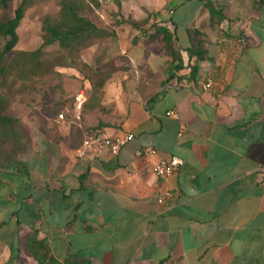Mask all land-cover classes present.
I'll list each match as a JSON object with an SVG mask.
<instances>
[{
	"label": "crops",
	"instance_id": "1",
	"mask_svg": "<svg viewBox=\"0 0 264 264\" xmlns=\"http://www.w3.org/2000/svg\"><path fill=\"white\" fill-rule=\"evenodd\" d=\"M148 3L147 34L172 33L178 60L149 35L124 44L79 123L69 78L66 95L13 102L29 148L0 168V264H264V0ZM91 130L133 139L93 156ZM145 146L180 166L159 180Z\"/></svg>",
	"mask_w": 264,
	"mask_h": 264
},
{
	"label": "rangeland",
	"instance_id": "2",
	"mask_svg": "<svg viewBox=\"0 0 264 264\" xmlns=\"http://www.w3.org/2000/svg\"><path fill=\"white\" fill-rule=\"evenodd\" d=\"M60 0H37L29 7L18 28V42L15 52L33 51L42 44V24L45 16L57 19ZM81 15L90 19L97 27L113 30L114 37L95 41L77 52L69 53L50 45L43 49L40 56L41 66L31 70L24 69L21 73L14 70L8 77L6 89L12 92L15 99L10 104V114L13 115V102H19L26 107H32L36 95L44 92L47 97L54 98L57 94L66 95V78L70 86L79 84L76 91L84 89L88 94L98 88L102 81L113 71L126 67V54L121 47L131 42L135 44L147 36V26L154 21L149 13L153 7L152 1L159 0H73ZM19 0H13L6 10L0 7V19L5 14L11 15ZM3 44V40H1ZM10 54L7 58H11ZM0 87L2 79L0 77ZM4 87V86H3ZM66 102V99H65ZM26 134V131H25ZM27 135V134H26ZM28 137V136H27ZM29 148V138L26 142Z\"/></svg>",
	"mask_w": 264,
	"mask_h": 264
},
{
	"label": "trees",
	"instance_id": "3",
	"mask_svg": "<svg viewBox=\"0 0 264 264\" xmlns=\"http://www.w3.org/2000/svg\"><path fill=\"white\" fill-rule=\"evenodd\" d=\"M13 0H0V7L6 10L8 4ZM37 0H19L11 15L5 14L0 19V168H8L21 163V158L27 153V135L21 121L10 114V104L15 99L12 92L6 89L7 77L14 71L21 73L24 69L31 70L41 66L39 60L44 48L50 45H57L59 49L69 53L77 52L89 44L105 38L114 37L115 32L105 28L97 27L90 19L79 12V8L73 0H60L57 19L49 16L43 18L42 44L39 48L28 52H15L18 42L17 28L24 17L25 11ZM209 9H212L208 5ZM154 31L147 39L157 40L159 48L164 51L173 62L179 59V52L174 48L173 34L166 28L152 23ZM201 35L192 32V45L188 52L197 60L205 58V50L202 47ZM3 40V44L1 43ZM12 54L11 58H7ZM196 68L193 67L192 73ZM4 86V87H3ZM31 243L39 249L46 248L43 241L30 239L28 248L31 250Z\"/></svg>",
	"mask_w": 264,
	"mask_h": 264
},
{
	"label": "built area",
	"instance_id": "4",
	"mask_svg": "<svg viewBox=\"0 0 264 264\" xmlns=\"http://www.w3.org/2000/svg\"><path fill=\"white\" fill-rule=\"evenodd\" d=\"M210 86L209 82L206 85ZM88 101V94L84 89H79L73 97V121L79 123L81 121L82 110L85 103ZM168 115H174L169 112ZM60 121H64L63 114L58 115ZM133 139L132 134H124L122 136H109L105 132L91 130L82 142V149L93 155L98 156L108 153L111 156H116L120 149L124 147L130 140ZM135 155L139 158H149L151 171L161 181L166 180L180 166V160L177 157L162 159L157 156V150L150 146L141 147L136 150ZM264 179V166L259 168ZM161 202L162 200H158Z\"/></svg>",
	"mask_w": 264,
	"mask_h": 264
}]
</instances>
